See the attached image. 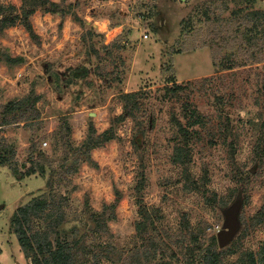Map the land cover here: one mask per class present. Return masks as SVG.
I'll return each instance as SVG.
<instances>
[{
	"label": "rangeland",
	"instance_id": "1",
	"mask_svg": "<svg viewBox=\"0 0 264 264\" xmlns=\"http://www.w3.org/2000/svg\"><path fill=\"white\" fill-rule=\"evenodd\" d=\"M23 1L1 0L18 7L19 14ZM51 1L65 14L37 7L31 21L38 41L21 23L0 34V52L23 60L0 62V161L7 160L0 164V264H31L12 221L21 206L39 196L66 198L59 230L62 238L72 244L80 240L84 247L78 264L133 263L141 247L135 229L141 173L144 205L161 211L157 225L169 253H182L188 242L184 217L196 234L206 230L207 236H218L232 209L239 228L224 248L235 243L237 252L258 251L264 242V223L254 219L264 205V0ZM252 13H257L253 19ZM247 35L254 37L247 42ZM230 59L237 65L225 70ZM177 84L181 90L168 93ZM138 91L137 119L115 125L118 138L90 151L93 163L86 162L83 144L90 125L97 135L108 131L124 113L121 96ZM32 92L40 97L37 115L4 108ZM189 104L209 122L191 143L189 166L191 181L206 186L207 195L184 180L183 168L172 162L179 146L173 116L186 122ZM33 114L37 119L26 122ZM13 117L21 122L5 124ZM226 121L235 149L221 124ZM29 160L45 172L28 175ZM76 161L78 172L67 174ZM117 190L122 200L110 214L106 208L115 203ZM213 195L217 202L208 203ZM100 218L106 223L101 231ZM47 224L35 220L33 228ZM236 251L226 255L229 264L238 258Z\"/></svg>",
	"mask_w": 264,
	"mask_h": 264
},
{
	"label": "trees",
	"instance_id": "2",
	"mask_svg": "<svg viewBox=\"0 0 264 264\" xmlns=\"http://www.w3.org/2000/svg\"><path fill=\"white\" fill-rule=\"evenodd\" d=\"M47 5L45 9L46 13L50 14H65L64 10L61 8L60 4L53 2L51 0H24L22 5L21 14L18 13V7L15 5H5L0 0V34H3L7 29L16 26L21 23L25 29L28 31L30 37L36 41L39 40V36L34 30L31 17L37 12V7H43ZM257 13L248 14L250 18L253 19V15ZM78 22L81 20L76 16ZM84 25V21L81 22ZM257 26V25H256ZM253 32V30L251 31ZM254 35H247V42L252 40ZM261 52V51H260ZM259 54H254L253 57L257 63ZM0 62H5L9 65H15L22 63L21 58H13L7 52H0ZM228 65L224 68L225 70H231L236 67L235 60L230 59ZM175 83V82H174ZM175 85V84H173ZM174 86L172 88H167L168 93H178L181 90V86ZM142 92H132L123 94L121 96L124 103V113L114 119L112 122V127L97 135L95 127L91 124L88 136L85 143L83 144V149L86 151V162L93 163L92 158L89 156L90 151L98 147L104 146L106 143L116 140L118 137L115 134L114 126L120 122H123L127 118L135 119V111L139 108V97ZM39 96L35 95L33 92L31 96L20 101H11L4 105L7 111L12 112L15 110L23 109L22 111H34L35 115ZM220 100V99H219ZM34 114L30 118L22 115L20 119H25L27 121H33L36 118ZM184 118L186 122L181 121L176 116H173V123L178 128V147L175 148L174 156L172 162L183 168L184 180L188 181L191 186L198 192H203L205 195L208 191L207 188H200L199 184L191 181L189 166L193 160V148L191 143L196 140L200 135L199 129L206 128L208 125V120L206 116L201 114L199 110L192 105H186L184 107ZM137 119V118H136ZM16 122H21L18 118L13 117L9 121H5V124H12ZM230 122V121H229ZM229 122H221L227 138L230 137V146L235 149L234 144V131L229 126ZM4 125V124H3ZM2 124H0V127ZM264 127V123L262 124ZM64 134L66 137L71 135V128L67 127ZM180 139V140H179ZM179 140V141H178ZM260 142L262 146L264 145V136L260 137ZM72 146V145H71ZM5 147V146H4ZM10 148V147H9ZM33 149H36L34 146ZM31 148V149H32ZM264 148V147H263ZM8 152L15 154L12 148L7 149ZM235 151V150H234ZM41 153V152H40ZM33 155V154H32ZM5 156L0 161L1 165L6 164ZM32 164L28 169V175H32L37 172H45V166L37 168L38 163L35 165V160H29ZM79 162L76 161L67 167V174L77 173ZM16 171V168L12 169ZM138 183L136 185V203L139 206V219L135 224L136 235L139 240H141V247L138 249L139 258L133 259L130 264H229L226 260L227 254H234L235 243L232 244L233 247L222 248L219 245L217 236H207L206 230L203 234H196L195 230L188 222L187 218L182 219L183 233L188 236V242L183 244L184 250L182 253L171 252L166 250L168 246V241L165 238L164 232H161V227L157 225V221L161 220V211L149 210L144 205L141 191L145 187L146 177L143 173L138 176ZM48 185H52V180L48 181ZM216 196L213 195L209 200L207 196L208 203H216ZM61 200H66L65 197L59 196H39L33 198L29 203L21 206L17 213L13 217L14 232L17 235L19 244L24 252L25 257L31 261V264H78V255L81 253V249H84L80 245V240L74 242V244L68 242L67 239L62 238L61 232L59 230L60 225L64 221L66 214L63 211V206ZM122 200V194L120 191H116V201L113 205L107 206L106 209L110 210V214L114 212L117 204ZM212 201V202H211ZM106 211V210H105ZM99 216H104L99 214ZM113 219H115L114 213L112 214ZM254 219L257 221V225L264 223V205L261 210L255 215ZM35 220L46 221L48 224L44 228H33ZM105 220L100 218L97 222V228L101 231L105 228ZM203 229L198 230V233H202ZM57 234L56 238L52 239V235ZM168 236V234H167ZM170 237V236H168ZM204 237V239H203ZM184 239L181 242L184 243ZM238 258L235 262L230 264H264V242L258 251L244 250L237 252ZM86 263V262H85ZM83 263V264H85ZM95 264H100L97 261Z\"/></svg>",
	"mask_w": 264,
	"mask_h": 264
},
{
	"label": "water",
	"instance_id": "3",
	"mask_svg": "<svg viewBox=\"0 0 264 264\" xmlns=\"http://www.w3.org/2000/svg\"><path fill=\"white\" fill-rule=\"evenodd\" d=\"M239 228L238 220H237V212L232 209V212L229 213L228 220L226 221L224 228L218 233V242L220 247H225L228 245L235 234L237 233Z\"/></svg>",
	"mask_w": 264,
	"mask_h": 264
},
{
	"label": "bare ground",
	"instance_id": "4",
	"mask_svg": "<svg viewBox=\"0 0 264 264\" xmlns=\"http://www.w3.org/2000/svg\"><path fill=\"white\" fill-rule=\"evenodd\" d=\"M99 26H100V29H101V30H104V29H106V28H105V27H106V25H104V24H103V25H99Z\"/></svg>",
	"mask_w": 264,
	"mask_h": 264
},
{
	"label": "built area",
	"instance_id": "5",
	"mask_svg": "<svg viewBox=\"0 0 264 264\" xmlns=\"http://www.w3.org/2000/svg\"><path fill=\"white\" fill-rule=\"evenodd\" d=\"M148 38H149V35H148V34H146V35H145V39H148Z\"/></svg>",
	"mask_w": 264,
	"mask_h": 264
}]
</instances>
